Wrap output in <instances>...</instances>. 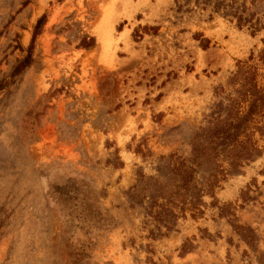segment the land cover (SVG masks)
I'll return each mask as SVG.
<instances>
[{
  "label": "rangeland",
  "instance_id": "1",
  "mask_svg": "<svg viewBox=\"0 0 264 264\" xmlns=\"http://www.w3.org/2000/svg\"><path fill=\"white\" fill-rule=\"evenodd\" d=\"M242 2L255 34L194 0H0V264H264L263 117L260 156L172 230L126 195L217 104L246 111L239 63L264 93V0Z\"/></svg>",
  "mask_w": 264,
  "mask_h": 264
},
{
  "label": "trees",
  "instance_id": "2",
  "mask_svg": "<svg viewBox=\"0 0 264 264\" xmlns=\"http://www.w3.org/2000/svg\"><path fill=\"white\" fill-rule=\"evenodd\" d=\"M236 1L194 0V3L201 2L203 6H211L214 13L220 12L223 17L235 20L240 29L247 26L254 34L263 29V23L258 17L245 14L247 8L244 2L235 6ZM251 2L255 3L256 0ZM44 19L45 16L42 15L37 20L28 52L13 67L12 78L31 65L34 38ZM202 47L206 48V45ZM254 75L249 66L239 63L231 81L243 79L245 82L243 96L244 101L248 103L246 111L241 110L242 101L232 100L224 116H221V104H217L206 121V126L199 128L195 133L187 156L171 154L168 157H160L163 163L157 166L155 174H140L137 177L135 184L126 192L131 207H143L147 215L166 231H170L178 218L176 210L180 213L187 209L199 212L204 196L214 198V193L222 181L228 176L239 174L245 164L260 156L261 152L256 147L250 124L255 116L264 118V93L253 85ZM8 83L1 81L0 90ZM254 130L264 136L262 128L255 127ZM223 163L225 167L222 166ZM235 229L239 233L243 230L239 226H235Z\"/></svg>",
  "mask_w": 264,
  "mask_h": 264
}]
</instances>
